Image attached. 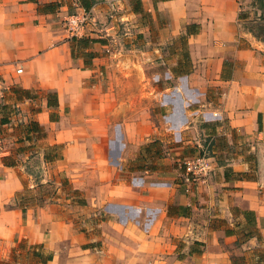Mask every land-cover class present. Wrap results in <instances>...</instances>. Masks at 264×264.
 Segmentation results:
<instances>
[{
  "label": "crops",
  "instance_id": "obj_1",
  "mask_svg": "<svg viewBox=\"0 0 264 264\" xmlns=\"http://www.w3.org/2000/svg\"><path fill=\"white\" fill-rule=\"evenodd\" d=\"M16 2L0 5V205L22 200L0 209V257L19 216L35 214L21 197L34 172L103 208L129 241L105 229L87 247L34 238L45 264H206L212 235H236L219 217L256 224L249 240L264 247V157L256 178L247 155L264 139V0H87L99 25L79 38L64 19L80 0ZM199 120L228 143L213 144L210 177L188 184L189 141H177Z\"/></svg>",
  "mask_w": 264,
  "mask_h": 264
},
{
  "label": "rangeland",
  "instance_id": "obj_2",
  "mask_svg": "<svg viewBox=\"0 0 264 264\" xmlns=\"http://www.w3.org/2000/svg\"><path fill=\"white\" fill-rule=\"evenodd\" d=\"M16 1L22 2L25 0H0L3 12L14 7L15 3H17ZM117 12V9H113L111 13L115 15ZM255 26L259 32L264 33V22ZM91 29L92 30L88 33L89 36H91L90 34L96 29V25H91ZM184 43L185 39L182 36L179 38V45L182 47V53H185L183 52L185 49ZM187 55V53L184 55V64L188 67L189 60ZM182 133L184 134V139L177 142L189 141L188 156L184 157L181 161L183 177V161L186 158L206 153L210 156L212 155V159L216 160L213 153V144L217 142L220 147H223L224 144L228 143V136L223 130L218 132L217 136H212L214 134L210 133L208 121L205 120L193 122L192 125L183 130ZM159 135H168L166 136L167 139L171 137L166 128H162V132ZM242 136L244 137V135ZM232 137H234V135ZM160 143L161 148L166 149L174 142L167 140L165 142L160 141ZM258 147L259 150L257 154H247L252 158L253 168L256 170L254 175L256 178V173L260 174L263 161L262 157H264V139L261 136L259 137ZM248 148L249 146L243 141V151L247 153ZM32 174V185H28L27 188L25 187L23 189L21 197H25L33 202L30 208L34 210L35 214L34 216L32 215L29 221H25L24 219L21 220L19 216V222L14 228L15 231L17 230V234L10 240L2 241L3 252L0 261L9 262V264H34L35 254L32 252L34 248L31 247L33 243L37 242L34 238L43 239L52 236L54 243L58 245L60 249H65V247L71 244L87 247L94 243H102V240L94 239V234L96 231L105 229V232H115V235L120 234L115 240L111 239L110 242L120 244L129 242L128 236L120 233V231L116 230L110 223L106 225L103 224L106 214L103 208L98 212L96 211L97 214H95L91 209L94 206L87 205L83 198L69 200V197L72 198V194L69 191H62L59 194L55 182H44L42 184L43 181L40 179V173L34 172ZM60 179L62 183H68V180L64 179V177L61 176ZM19 199L22 200L21 198ZM10 205L17 206L14 200H12L11 202L0 205V209L8 208ZM234 209L232 210L235 214H240L241 210L238 207ZM255 219L256 217L253 215L251 220L253 221ZM212 223H215V225L220 228H224L225 226L228 227L232 224L236 235L228 237L230 230H227L228 233L226 232V234L224 233L219 236L212 235L209 245L210 254L206 264H224V260L227 261V264H258L260 259H264V247L255 242H250L249 240L251 235L256 233L260 234V228L257 227L256 224L253 223L245 229L241 226L240 220L229 221L221 217L215 218ZM261 225L264 227V217L261 219ZM30 235L33 237V240H30ZM107 242L109 241H105V243ZM186 244H188V242L183 240L179 243L182 247ZM191 245L193 246V244ZM44 254L49 255V252L46 251ZM118 259H120V257Z\"/></svg>",
  "mask_w": 264,
  "mask_h": 264
},
{
  "label": "built area",
  "instance_id": "obj_3",
  "mask_svg": "<svg viewBox=\"0 0 264 264\" xmlns=\"http://www.w3.org/2000/svg\"><path fill=\"white\" fill-rule=\"evenodd\" d=\"M64 23L69 38L87 36L92 30L91 25H96V28L99 25L94 13L85 6H80L78 10L66 15ZM214 166V160L206 153L186 158L183 161L186 182L197 184L206 181L213 172Z\"/></svg>",
  "mask_w": 264,
  "mask_h": 264
},
{
  "label": "trees",
  "instance_id": "obj_4",
  "mask_svg": "<svg viewBox=\"0 0 264 264\" xmlns=\"http://www.w3.org/2000/svg\"><path fill=\"white\" fill-rule=\"evenodd\" d=\"M81 4L88 7L87 4V0H80ZM19 199V196L15 197V202L17 203ZM27 205L24 202L20 203V206L22 207L24 213L27 210ZM260 240L264 241V237H262L261 235L258 236ZM41 246L42 244H32L31 247H33V253L35 254V260H34V264H45L46 262H48L50 259H52V255H45L42 251H41ZM264 260V259H263ZM0 264H9V262H5V261H0Z\"/></svg>",
  "mask_w": 264,
  "mask_h": 264
}]
</instances>
